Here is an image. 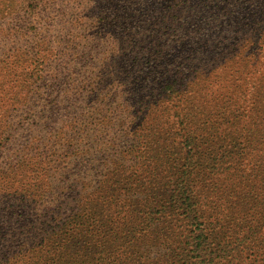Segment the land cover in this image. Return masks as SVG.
<instances>
[{
  "label": "rangeland",
  "instance_id": "obj_1",
  "mask_svg": "<svg viewBox=\"0 0 264 264\" xmlns=\"http://www.w3.org/2000/svg\"><path fill=\"white\" fill-rule=\"evenodd\" d=\"M184 3L0 0V264H190L178 190L233 206L213 191L224 121L264 118V0ZM260 231L224 264H264Z\"/></svg>",
  "mask_w": 264,
  "mask_h": 264
},
{
  "label": "trees",
  "instance_id": "obj_2",
  "mask_svg": "<svg viewBox=\"0 0 264 264\" xmlns=\"http://www.w3.org/2000/svg\"><path fill=\"white\" fill-rule=\"evenodd\" d=\"M174 1L176 0H171V3ZM184 1L186 3L187 0ZM181 6L178 5L177 9L183 10ZM224 122L231 129L227 133L230 141L223 147L220 155V159H224L218 167L224 172L221 173L224 179L217 177L213 197L221 204L234 200L233 206L219 207V213L213 216V212L201 213L197 201L191 198L190 187H183L176 195V203L180 202L183 210L180 221L186 227L185 239L181 243L184 249H181L182 257H189L190 264H224L223 258L227 255H244L253 239L260 238V229L264 226V164L255 160L260 145H264V118L255 123L260 130H253L248 125L238 126L242 123L239 117ZM252 132L255 137L251 135ZM245 169H248V174ZM173 208L175 206L171 210ZM206 224L215 230L209 233ZM212 235L215 237L212 238ZM224 240L228 243L223 242ZM211 244L214 248L210 253L208 249Z\"/></svg>",
  "mask_w": 264,
  "mask_h": 264
}]
</instances>
